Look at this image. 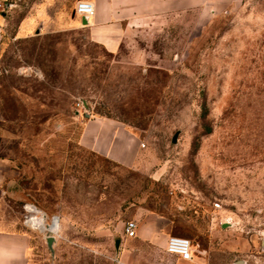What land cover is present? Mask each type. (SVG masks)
<instances>
[{
	"label": "rangeland",
	"instance_id": "rangeland-1",
	"mask_svg": "<svg viewBox=\"0 0 264 264\" xmlns=\"http://www.w3.org/2000/svg\"><path fill=\"white\" fill-rule=\"evenodd\" d=\"M146 31L117 54L84 29L4 35L1 214L31 233V264H119L116 239L152 264L163 247L123 232L148 214L208 264H264V0H208ZM95 118L135 137L133 165L80 143Z\"/></svg>",
	"mask_w": 264,
	"mask_h": 264
},
{
	"label": "crops",
	"instance_id": "crops-1",
	"mask_svg": "<svg viewBox=\"0 0 264 264\" xmlns=\"http://www.w3.org/2000/svg\"><path fill=\"white\" fill-rule=\"evenodd\" d=\"M0 48L1 41L10 35L25 39L34 35L54 34L84 29L92 42L111 54H117L124 46L137 48L138 39L147 33L150 24L162 14L178 8L205 6L208 0H87L94 8L93 15L83 19L75 11L78 0H34L22 6L21 0H0ZM85 22V23H84ZM80 143L124 166L133 165L138 158V142L126 129L112 120H89ZM4 191L0 186V208ZM165 219L156 214L144 216L136 222V238L142 244L160 246L165 250L169 234L164 230ZM134 237V238H135ZM120 242V239H118ZM196 243V242H195ZM194 243V246L197 244ZM192 248L189 260L163 251L152 264H208V250ZM119 264H132L133 252L121 240ZM31 233L0 212V264H31ZM166 252V253H165ZM161 259V261H160Z\"/></svg>",
	"mask_w": 264,
	"mask_h": 264
},
{
	"label": "built area",
	"instance_id": "built-area-1",
	"mask_svg": "<svg viewBox=\"0 0 264 264\" xmlns=\"http://www.w3.org/2000/svg\"><path fill=\"white\" fill-rule=\"evenodd\" d=\"M4 8V4L0 1V9L2 10ZM75 11L85 17H89L93 15L94 8L91 2L87 0H78L76 2ZM77 110L82 109L83 112L86 114V107L83 103V101H77L75 103ZM213 206L215 208L220 207L219 202L213 203ZM31 215L27 216V222ZM49 231V230H48ZM124 235L125 237L132 238L136 236V222L133 220H129L124 225ZM165 251L168 254L175 255L177 257H180L184 260H189L192 257V250H191V242L188 238L183 236H176V235H169L166 241L165 245Z\"/></svg>",
	"mask_w": 264,
	"mask_h": 264
},
{
	"label": "water",
	"instance_id": "water-1",
	"mask_svg": "<svg viewBox=\"0 0 264 264\" xmlns=\"http://www.w3.org/2000/svg\"><path fill=\"white\" fill-rule=\"evenodd\" d=\"M83 17V19H85L86 17L85 16H82ZM85 23V22H84ZM175 137L176 136H173V138H172V142H175ZM30 219H31V217H29ZM53 240H54V238H53V236H48L47 238H46V245H47V247L49 248V249H51V247H52V242H53ZM118 245H119V240L118 239H116L115 240V242H114V246H115V249L116 250H118Z\"/></svg>",
	"mask_w": 264,
	"mask_h": 264
},
{
	"label": "bare ground",
	"instance_id": "bare-ground-1",
	"mask_svg": "<svg viewBox=\"0 0 264 264\" xmlns=\"http://www.w3.org/2000/svg\"><path fill=\"white\" fill-rule=\"evenodd\" d=\"M54 218H56V217H54ZM54 218H53V219H54ZM44 219H45V218H44ZM46 230H47V229H46ZM49 231H50V230H49ZM51 232H53V231H51Z\"/></svg>",
	"mask_w": 264,
	"mask_h": 264
}]
</instances>
